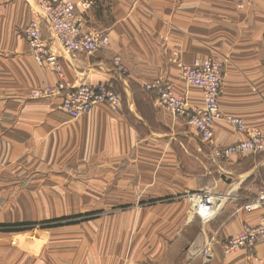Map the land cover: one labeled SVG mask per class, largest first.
<instances>
[{
  "label": "crops",
  "instance_id": "obj_1",
  "mask_svg": "<svg viewBox=\"0 0 264 264\" xmlns=\"http://www.w3.org/2000/svg\"><path fill=\"white\" fill-rule=\"evenodd\" d=\"M71 1L86 29L108 36L106 46L92 54L70 52L40 20L36 0H0V208L8 194L13 206L18 200L44 210L147 208L152 216L136 221L153 229L149 240L158 251L142 257L152 264H186L185 248L191 243L203 246L211 238L218 241L210 264H264V238L250 250L225 254L220 247L243 224L258 222L261 210L245 212L242 206L264 185V153L213 156L211 146L232 145L245 134L217 120L212 140L202 141L183 116L160 106L156 91L146 88L160 80L187 106L200 108L201 91L183 80L180 65L195 58L217 59L224 66L219 110L241 118L248 129L264 132V0ZM31 21H41L62 78L31 57L23 32ZM59 80L73 85L106 82L121 95V104L116 111L97 104L72 116L56 95L30 96ZM33 161L40 165L34 169L36 179ZM8 162H14L10 169ZM74 171L81 179L67 184L61 180ZM16 173L29 179L5 182L3 177ZM210 184L230 196L223 211L210 220L226 197L209 189L213 204L195 211L191 202L187 216L186 193ZM148 201L150 205H143ZM97 219L47 229L56 233L54 238L43 231V262L53 253L62 264H116L112 256H97L84 247L91 239L95 246V233L88 238L76 232ZM121 241L126 243V235ZM119 250L126 255L125 249ZM140 255L133 260L120 257L119 264H137ZM198 261L194 264H202Z\"/></svg>",
  "mask_w": 264,
  "mask_h": 264
},
{
  "label": "built area",
  "instance_id": "obj_2",
  "mask_svg": "<svg viewBox=\"0 0 264 264\" xmlns=\"http://www.w3.org/2000/svg\"><path fill=\"white\" fill-rule=\"evenodd\" d=\"M40 20L50 30L54 38L68 51L73 53L92 54L108 43V36L86 29L75 12V4L71 0H36ZM41 21H31L24 28V36L29 46V52L37 65H47L60 78L63 70L58 56L50 49L43 37ZM113 63L119 71L123 65L118 58ZM223 64L214 58H195L191 63L180 65V74L184 81L197 86L202 95V107L187 106L184 98L175 94L170 86L160 80L146 85L147 89L156 91L157 103L175 115L183 116L192 125L200 140L210 142L213 136V124L217 120L225 121L232 129L245 134V139L228 146H211L210 153L218 158L227 159L237 154H263L264 132L258 129H248L241 118L230 114H222L218 107V97L222 88ZM36 96H58L61 107L72 116H79L89 111L97 104H106L116 111L121 104V95L108 83H80L77 85L58 81L54 86H46L35 93ZM201 190L186 193L188 203L194 196L202 195ZM205 195V194H204ZM242 208L245 212L261 210L256 225L244 224L240 231L223 240L221 248L224 253L239 249H252L264 238V187H260L253 198ZM213 238L203 246L189 244L185 248V257L190 259L200 256L202 264H210L213 257Z\"/></svg>",
  "mask_w": 264,
  "mask_h": 264
},
{
  "label": "rangeland",
  "instance_id": "obj_3",
  "mask_svg": "<svg viewBox=\"0 0 264 264\" xmlns=\"http://www.w3.org/2000/svg\"><path fill=\"white\" fill-rule=\"evenodd\" d=\"M182 77V76H181ZM184 80V79H183ZM43 88V87H42ZM35 89L31 93L32 98H40L43 96H36L35 93L42 89ZM250 154V153H247ZM259 155V154H256ZM262 155V154H261ZM235 156V155H234ZM230 158V157H229ZM14 162H8L6 165L7 169H10L11 164ZM18 164V163H16ZM5 165V164H4ZM3 167V164H1ZM65 167H70V164H65ZM40 168L39 162H32L31 169H33V178L36 179L34 176L36 173L34 169ZM73 171V170H72ZM75 175L64 176L61 178L63 182L66 184L71 181H78L81 179L79 177V173L74 171ZM28 177V176H27ZM26 176H21L20 174L16 173L13 176L3 177L5 182L15 181L23 183V179H29ZM223 180H225L224 175L221 176ZM220 179V178H219ZM264 185H261V188ZM260 188V187H259ZM214 190L218 194V189L214 186H207L206 188L201 189L204 194H206L207 190ZM217 190V191H216ZM225 195L226 199L221 205L218 212L210 218V220L214 219L221 211H223L224 207L226 206V202L230 196L225 193H221ZM18 196V192H16ZM27 196H33V194L28 193ZM6 197L5 205L0 208V223H16V222H32L33 226L23 230H5L0 227V264H62L63 260L60 259L57 255L53 253H49V255L45 256V263L43 262V231H50L49 236L47 238L55 237L56 233L52 230H47L49 228H55L65 225L71 224H78L84 222L86 220H93L97 219L94 224L92 225H84L80 226L77 233L81 232L85 234L88 238L93 235L92 238L96 239L95 246L99 249L98 252H95V246L92 244V239L87 242H83L84 247L87 250H90L93 254L97 256L107 255L112 256L115 259L116 264H119L121 258L128 257V260H133L134 257L141 254L137 264H152L149 259H144L142 257L149 256L156 253L158 251L155 242L149 240L150 233L153 237V229L148 230L145 229V225L142 223L140 224L136 221V218H143L145 216H152V211L147 208H131V206H118L112 207L107 209H96V210H84L81 212H76V210L72 209H48L44 210L43 207H26L22 201H16L15 205L13 206L12 203H8L7 200L10 197V194ZM152 201H148V203L143 202V205H150ZM31 205L38 204L35 202H30ZM43 205V203H42ZM188 210L186 215L190 216V204H188ZM243 209V208H242ZM244 210V209H243ZM57 213H56V212ZM81 217H74L72 219L56 221L53 219H57L64 216H75L79 215ZM198 218L199 221H202L200 217ZM52 220V221H50ZM193 220V219H192ZM127 221V224L124 222ZM43 222H49L48 224H44ZM43 223V224H42ZM244 225V224H243ZM152 227V226H150ZM242 228V227H241ZM240 228V230H241ZM68 230V229H67ZM66 230V231H67ZM239 230V231H240ZM65 232V231H64ZM69 233L71 231H68ZM102 234H105L104 236ZM97 235H99L97 237ZM123 235H126V243L121 241ZM230 238V237H229ZM218 241V240H215ZM89 243V244H88ZM220 242V247H221ZM10 245V248L8 247ZM120 248L125 249V254H120ZM222 249V248H221ZM245 250H250L249 248H245ZM104 252H108L105 254ZM183 259L186 264H194L195 261H201L200 256H194L190 259H186L185 251H183ZM235 252V251H234ZM232 253V252H231ZM229 254V253H225ZM129 262V261H128ZM182 263L179 260L180 264Z\"/></svg>",
  "mask_w": 264,
  "mask_h": 264
},
{
  "label": "bare ground",
  "instance_id": "obj_4",
  "mask_svg": "<svg viewBox=\"0 0 264 264\" xmlns=\"http://www.w3.org/2000/svg\"><path fill=\"white\" fill-rule=\"evenodd\" d=\"M222 77H224V66L222 68ZM191 202L193 203L195 211H202L213 204V196L211 193L206 192L205 195L202 194L194 196Z\"/></svg>",
  "mask_w": 264,
  "mask_h": 264
},
{
  "label": "trees",
  "instance_id": "obj_5",
  "mask_svg": "<svg viewBox=\"0 0 264 264\" xmlns=\"http://www.w3.org/2000/svg\"><path fill=\"white\" fill-rule=\"evenodd\" d=\"M81 214L79 215H75V216H64V217H60V218H57V219H53V220H56V221H61V220H67V219H72L74 217L78 218V217H81L80 216ZM52 221V220H50ZM44 224H48L49 222H43ZM42 223V224H43ZM33 226V223L32 222H29V221H26V222H16V223H0V227L2 229H5V230H23V229H27V228H30Z\"/></svg>",
  "mask_w": 264,
  "mask_h": 264
}]
</instances>
